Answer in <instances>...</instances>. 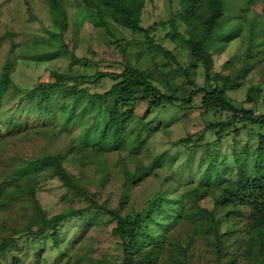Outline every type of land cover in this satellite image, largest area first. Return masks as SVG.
<instances>
[{"label": "trees", "instance_id": "trees-1", "mask_svg": "<svg viewBox=\"0 0 264 264\" xmlns=\"http://www.w3.org/2000/svg\"><path fill=\"white\" fill-rule=\"evenodd\" d=\"M254 1L247 0L244 4H252ZM46 3L53 29L48 31V36L41 35L36 40L44 43L55 42L58 46L37 49L31 55L24 56L36 61H49L61 55H72L63 35L67 29V9L61 0H46ZM144 4L145 0H77L76 2L80 13L82 12L95 28L113 37L118 32L117 26L140 34L143 37L142 44L148 49H154L163 57L162 59L167 61L156 63V68L139 69L127 60L122 62L124 65L119 72H96L94 75L76 71L71 67L64 71L53 69L47 72L46 80L24 93L29 102L37 98L34 108L38 110L42 119L53 120L52 109L47 106L51 99L56 100L57 96H70V100L56 107L62 117L60 127L56 128L53 125L36 127L20 133L21 136L31 134L68 139L69 134L66 128L75 127L77 121L80 126L79 135L69 138L70 145L67 148L57 152L44 149L30 157L21 155L9 170L1 168L0 256L11 253L10 264H23L19 252L12 254V250L26 247L28 243L34 250L41 246L43 249L49 237L50 248L60 249L63 238L59 223L72 218L83 222L82 229H88L94 224L102 226L100 230L98 228L96 237H100V234L111 235L114 238L115 247L121 250V259L117 263L110 262L104 255H92L89 264H154L161 258L169 229L162 234L161 239L156 238L158 232L155 229L161 224L158 219L165 216L160 210L166 212L165 209L170 206L178 210L174 217L168 216L172 218L171 220H175L172 224L175 227L180 217L182 219L184 199H191V197L189 194H183L179 202H174L164 196L167 188L165 190L159 188L147 199L145 197V201L140 206L136 207L133 204V198L130 200L132 186L139 184L141 178L148 173H156V167L162 165L161 158L167 156L166 153L137 155L140 148L148 141L150 133L155 131L144 121V117L138 116L135 112L137 104L143 101L147 103V111H145L147 114L164 106L183 110L198 106L202 109V114L216 111L220 114L227 113L226 119L210 121L205 126L206 130L215 131L216 129L217 141L222 139L223 131L236 122H241L242 126L247 125L249 132L252 126L263 130L257 133L258 142L254 151L249 152L248 156L245 155V158L243 154L236 157V171L232 173L233 176L221 175L212 183L204 178L201 182L207 186V189L199 193V188H193L191 195H193V202L198 205L201 196L210 195L214 188L219 190L212 196L214 208L208 211L212 216L214 210L219 212L213 221L215 233L211 239L205 238L212 247L214 264H264V112L256 115L252 109L260 106L257 102L259 90L250 86L245 100L237 106L227 94L230 77L219 75L212 70L213 51L221 50L231 38L230 36L240 31V27L235 26L232 34L231 31L220 34L225 11L229 8L227 0H179L178 16L184 27L180 31L172 19L170 22L172 32L167 33V36L173 41L180 40L188 50L191 63L185 66L176 58L172 50L166 49L155 41L152 35L153 27L142 25ZM245 12L246 10L241 8L234 16L247 20ZM248 21V32L253 39L258 21L255 19ZM260 31L264 33V27H261ZM232 63L233 61L227 62V64ZM198 64L204 68L202 84L195 79V69ZM171 65L177 69L172 75V83L177 76L182 75L184 82L191 88L184 98H179L182 84L176 85L174 82L172 88L169 78L166 81V86H170L169 89L160 88L158 76L160 74L167 76L165 70ZM10 73V67L5 65L0 74V88H5L12 82ZM101 74L109 76L113 80L112 85L103 92L89 91L84 85L93 76L99 78ZM15 89L18 90V87L15 86ZM195 97L198 98V103L195 102ZM83 103H85L84 106L76 113V108ZM102 117H104V126L100 128L96 122ZM89 119L90 123H88ZM10 121V127H15L16 122ZM136 123L140 124L139 129L133 128L132 125ZM7 129L10 131L9 128ZM145 129L148 131L146 135H143L142 132ZM233 132L238 135V128H235ZM16 133L9 132L7 136L11 137ZM0 141L2 142L1 139ZM5 143L4 139V143L0 144L1 148L4 146L2 149L5 148ZM172 144L174 146L184 144L190 150L197 146L192 134L177 139ZM209 146L210 143L207 144V148ZM103 151H116L117 165H120L119 170L122 176L120 194L117 205L114 207H108L104 202L98 201L92 191L75 181L66 167L69 163L81 168L92 159L102 163ZM144 157L148 159L145 160ZM169 157L167 161L170 163L169 168H172L175 157L170 155ZM246 162L247 165H245ZM207 170L205 173L208 172ZM102 176L104 179L108 177L107 174ZM52 177L57 179L66 190L84 200L85 205L48 215L36 198V191L40 187V181ZM169 180L170 178L166 175L161 178L165 187L169 186ZM19 199L23 200L24 208H31L25 214L27 219L23 225H16L11 220L9 211ZM230 216L240 219L231 221ZM221 222L228 224L223 232L220 231ZM110 223L113 225L108 228ZM2 227L8 228V233L2 234ZM186 234L190 237L197 235L198 232L194 228L191 234L189 232ZM96 237L86 245V250L87 248L95 249ZM74 243L75 241L70 243L71 247L65 245L64 257L69 254ZM34 254L37 256L38 252ZM83 258L81 256L77 258V261L81 262ZM62 259L60 257V260Z\"/></svg>", "mask_w": 264, "mask_h": 264}, {"label": "rangeland", "instance_id": "rangeland-1", "mask_svg": "<svg viewBox=\"0 0 264 264\" xmlns=\"http://www.w3.org/2000/svg\"><path fill=\"white\" fill-rule=\"evenodd\" d=\"M246 1L227 0L229 8L225 11L220 34L223 35L228 31H231L232 34L235 26H239L240 31L230 36L231 38L221 50L213 51L212 70L219 75L230 77L227 94L237 106H240L245 100L247 89L250 86L256 87L259 90L257 91V102L260 106L252 109L257 115L259 112H264V33L260 31L261 27H264V0H255L252 4L245 5ZM61 2L68 13L67 29L63 34L64 41L75 61L70 55H61L49 61H36L24 57L31 55L37 49L58 46L55 42L44 43L36 40L38 36H48V31L53 29L46 0H0V74L4 66L7 65L11 69L12 79L9 85L0 88V139L2 140L0 144L4 143V139L6 142L4 149H2L4 146L1 148L2 145H0V170L1 168L9 170L21 155L30 157L44 149L51 152L61 151L70 145V137L79 135V121L75 127L66 128L69 134L68 139L31 134L21 136L20 134L36 127L53 125L58 128L61 125L62 117L56 107L68 102L70 96H57L56 100L49 101L47 106L52 109L53 116V120H49L40 118V113L34 108L37 98L29 102L24 94L39 82L46 80L48 71L53 69L64 71L71 67L76 71L94 75L96 72H119L124 65L122 62L127 60L139 69L156 68V63L167 61L162 59L163 57L154 49H148L142 44V35L117 26L118 32L114 34V37L110 36L105 31L95 28L85 18V15L80 13L76 5L77 0H61ZM241 8L246 10L247 20L234 16ZM179 11V0H145L141 23L144 27H153L152 35L155 41L166 49L172 50L176 58L187 66L191 63L188 50L180 40L173 41L167 36V33L172 32L170 23L172 19L178 29L183 30L184 24L178 16ZM251 19L258 21L254 29L256 35L253 36V39L248 32V20ZM229 61H233V63L227 64ZM85 62L87 63L84 64ZM176 71V67L171 65L165 70L167 76L162 74L158 76L160 88L169 89L170 86H166L167 78H169L172 88L174 82L176 85L182 84L179 98H184L191 88L184 82L182 75L177 76L172 83L171 78ZM195 79L199 84L204 81V68L201 64H198L195 69ZM112 83L113 80L109 76L101 74L99 78L93 76L84 86L89 91L103 92ZM14 85L18 87V90ZM196 101L198 103V98L195 97ZM84 104L78 106L75 112L77 113ZM28 106L31 107L28 108ZM145 111H147V103L139 102L135 112L138 116L144 117V121L155 131L150 133L148 141L140 148L137 155L166 153L167 156L161 158L162 165L156 167V173H148L141 178L139 184L132 186L130 200L133 198V204L136 207L140 206L145 201V197L147 199L159 188L164 190L167 188L164 196L174 202H179L183 194H189L191 197V199H184L182 219L180 217L175 227L172 225L175 220H171L172 218H168V216L174 217L178 210L176 211L171 206L165 209L166 212L160 210L165 216L158 219L161 224L155 229L158 232L156 238L161 239L162 234L168 229L169 232L161 258L154 264H214L212 247L205 238L211 239L215 233L213 221L219 212L214 210L212 216L208 211L214 208L212 196L216 195L219 190L214 188L210 192L211 196H201L198 205L193 202L191 190L199 188V193L205 191L207 186L201 182L204 178L212 183L218 176H233L232 173L236 171V157L243 154L245 158L250 154L249 152L252 153L258 142L257 133L263 130L252 126L249 132L247 125L242 126L241 122H236L223 131L222 139L217 141L216 129L215 131L206 130L205 126L210 121L226 119L227 113L220 114L219 111H216L202 114V109L198 106L187 110L164 106L148 114ZM10 120L16 122L15 127H10ZM90 121L89 119L88 123ZM96 125L102 128L104 117L99 118ZM132 126L135 129L140 128L139 123ZM235 128H238V135L233 132ZM147 131L148 129H145L142 132L143 135H146ZM9 132L17 133L8 137L7 133ZM188 134L193 135L197 145L192 150L184 144L176 146L172 144L173 141L186 137ZM209 143L210 146L207 148ZM147 151L149 153H146ZM169 155L175 157L172 168H169L170 163L167 161L170 158ZM101 158L102 163L92 159L88 160L81 168L69 163L66 164V167L74 176L75 181L92 191L98 201L104 202L108 207H114L118 202L122 177L119 170L120 165H117V153L116 151H103ZM144 159L147 160L148 157H144ZM205 170L208 172L205 173ZM103 174H107L108 177L104 179ZM165 175L170 178L167 187L161 182V178ZM39 185L36 198L48 215L85 205L84 200L66 190L53 177L40 181ZM23 205V200L19 199L9 210L11 220L16 225L25 223L27 219L25 214L31 209L30 207L24 208ZM230 219L232 221L240 218L230 216ZM112 225L110 223L107 227L110 228ZM220 225L221 232L226 230L225 226H228L224 222H221ZM59 228H61L63 238L60 249L50 248L51 240L48 237L43 249L41 246L34 250L33 246L28 243L26 247L13 249L12 254L19 252L23 264H89L92 255H104L113 263L120 261L121 250L115 247L114 238L109 234H100V237H96L98 228L100 230L102 226L94 224L88 229H82L83 222L72 218L59 223ZM194 228L198 234L187 237L186 233L191 234ZM1 229L2 234L8 233V228L2 227ZM94 237L97 241L95 249L87 248L86 250V245ZM72 241L75 243L68 252L69 254L64 257L63 249L65 250V245L70 246ZM35 252H38L37 256L34 254ZM81 256L84 257L81 262L77 261V258ZM60 257L63 259L60 260ZM11 258V253L0 256V264H10Z\"/></svg>", "mask_w": 264, "mask_h": 264}]
</instances>
